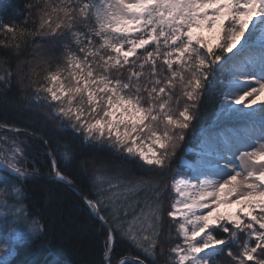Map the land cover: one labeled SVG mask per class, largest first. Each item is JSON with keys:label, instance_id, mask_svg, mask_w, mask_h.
Wrapping results in <instances>:
<instances>
[{"label": "snow or ice", "instance_id": "6c2138e0", "mask_svg": "<svg viewBox=\"0 0 264 264\" xmlns=\"http://www.w3.org/2000/svg\"><path fill=\"white\" fill-rule=\"evenodd\" d=\"M27 9L23 27L0 22V45L9 50L0 59V92L13 83L34 88L24 99L43 100L85 139L138 157L163 177L202 96L216 93L217 120L238 125L201 129L195 160L181 158L186 171L170 186L167 235L161 196L168 185L160 180L109 179L106 195L86 200L106 226L101 264H113L117 236L129 254L115 264H145L131 249L153 264L165 251L164 264H264V0H35ZM29 47L32 59L19 61ZM52 60L48 84H38L37 68ZM13 131L0 138V168L10 174L0 191L16 200L14 210L3 203L0 223L14 222L0 264L13 243L39 231L15 187L35 172L19 138L27 133ZM63 157L72 158L70 144ZM51 167L71 184L55 159ZM141 192L143 200L133 198Z\"/></svg>", "mask_w": 264, "mask_h": 264}, {"label": "trees", "instance_id": "16d2710c", "mask_svg": "<svg viewBox=\"0 0 264 264\" xmlns=\"http://www.w3.org/2000/svg\"><path fill=\"white\" fill-rule=\"evenodd\" d=\"M30 3H35V0H0V22L23 27L28 15L27 5ZM50 51L59 53V49ZM32 53L33 49L29 47L19 56V61L31 60ZM8 56L9 50L0 45V59ZM16 62L15 56L9 60L13 69ZM56 66L55 60L41 63L37 68L39 75L35 77L38 84L45 85L44 76ZM27 83L25 80V85ZM29 93L35 95V89L22 88L17 83H13L6 92H0V126L12 129L0 131V138L15 136L14 128L27 133L19 138L23 141L27 154V166L30 170L34 168L35 172L23 185L17 184L15 187H20L24 192L19 198L22 200L24 213L39 224L38 233L13 243V252L8 257L7 264H101L106 238L105 226L74 190L60 180L52 178V159L56 160L58 170L67 176L86 199H97L101 195H106L102 189L107 188L109 179L129 182L144 178L160 180L162 184H167L168 190L161 196L165 220L162 231L167 235L169 230L167 221L171 218L167 217L166 213L170 210L173 198L170 190L172 174L178 170L179 159L185 156L186 146L194 145L192 141L197 142L201 129L212 122L218 95L211 93L202 96L196 119L185 131V139L176 148V153L168 162L163 177H160L150 172L149 166L137 158L129 157L108 143L85 139L83 133L68 126L69 121L57 116L54 109L43 100L29 104L24 99ZM66 143L72 146L71 159L63 157V145ZM9 176L6 169L0 168V179ZM14 195L15 193L6 196L0 191V217L7 215L3 208L4 201L13 206L14 210L16 205V200L12 199ZM145 195L141 192L133 198L143 200ZM100 214H105V210L102 209ZM106 219L110 220V217L106 216ZM13 222V219L9 218L6 223H0V226L4 232L9 233ZM172 234L175 236L174 225ZM116 240L112 253L113 264L120 257L129 254L128 245L119 236ZM167 247L166 244L165 248ZM131 252L139 254L145 260V264H153L151 257L137 253L136 249H131ZM167 255L165 251L163 257H157L161 264H164Z\"/></svg>", "mask_w": 264, "mask_h": 264}, {"label": "rangeland", "instance_id": "374dc122", "mask_svg": "<svg viewBox=\"0 0 264 264\" xmlns=\"http://www.w3.org/2000/svg\"><path fill=\"white\" fill-rule=\"evenodd\" d=\"M206 37L209 36V33L207 32H204L203 33ZM48 82L46 81L45 82V85H47ZM261 101H264V96H261ZM261 106L260 103L258 102L257 105H255L254 107H259ZM217 108H218V103H217V106H216V110H215V113H214V117L212 119V122L207 126V127H204L203 129H206V128H209V127H212V128H215L216 130H223V129H227V128H235V127H238V125L232 121H228V120H217V117H216V113H217ZM7 127H2L0 128V131H8V130H5ZM1 129H4V130H1ZM199 139H200V136L198 137L197 139V142H194V145H191L189 144L188 146H186L185 150H184V155L185 156H181L180 159H179V168L177 171L173 172L172 174V179H171V182H170V186H171V183H172V180L174 178V176H176V173H185V168L182 166V162H181V158L183 157L185 160H188V161H192V160H195V153L198 149V144H199ZM147 144H150V141H146ZM192 143V144H193ZM146 150V149H145ZM125 153V152H124ZM127 154V153H126ZM138 159V157H137ZM172 159V158H171ZM139 160V159H138ZM142 162V161H141ZM235 162V161H234ZM143 163V162H142ZM53 176V175H52ZM59 180V179H57ZM172 195H173V198L175 197V193L172 192ZM84 197V196H83ZM85 198V197H84ZM172 198V199H173ZM86 199V198H85ZM87 200V199H86ZM85 204V203H84ZM86 205V204H85ZM88 207V205H86ZM89 208V207H88ZM89 209H92V208H89ZM221 212H224L226 211L227 209L225 208H221L220 209ZM232 210H235L234 208ZM7 232H4L3 229L1 228L0 226V247H6L5 244L2 243L3 240H6L7 239Z\"/></svg>", "mask_w": 264, "mask_h": 264}, {"label": "water", "instance_id": "95a60500", "mask_svg": "<svg viewBox=\"0 0 264 264\" xmlns=\"http://www.w3.org/2000/svg\"><path fill=\"white\" fill-rule=\"evenodd\" d=\"M1 130H4V129H1ZM5 130H8V129L6 128ZM52 160H53V159H52ZM52 178L58 179V178L55 176L54 171H53V176H52ZM60 181H62V180H60ZM62 182L66 183L68 186H70V187L76 192V194L81 198V200L87 205V203H86V199L83 197V195H82L78 190H76V189L73 187L72 184H69V183H67L66 181H62ZM94 215L98 218V214H97L95 211H94Z\"/></svg>", "mask_w": 264, "mask_h": 264}, {"label": "bare ground", "instance_id": "6f19581e", "mask_svg": "<svg viewBox=\"0 0 264 264\" xmlns=\"http://www.w3.org/2000/svg\"><path fill=\"white\" fill-rule=\"evenodd\" d=\"M7 129H8V131H11L12 129L11 128H8L7 127ZM29 134V133H28ZM53 170V169H52ZM53 175V174H52ZM53 179H55V178H53ZM57 180V179H56ZM62 182V181H61ZM64 183V182H63ZM64 184H66V183H64ZM72 185H73V183H71ZM67 185V184H66ZM68 186V185H67ZM69 188H71L70 186H68ZM73 187L76 189V190H78L74 185H73ZM72 189V188H71ZM73 190V189H72ZM76 193V192H75ZM90 211L93 213V215H94V210L93 209H90ZM95 216V215H94ZM96 217V216H95ZM97 218V217H96ZM98 219V218H97ZM99 220V219H98ZM101 222V221H100ZM102 223V222H101ZM105 226V225H104ZM106 227V226H105Z\"/></svg>", "mask_w": 264, "mask_h": 264}]
</instances>
